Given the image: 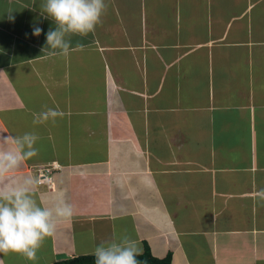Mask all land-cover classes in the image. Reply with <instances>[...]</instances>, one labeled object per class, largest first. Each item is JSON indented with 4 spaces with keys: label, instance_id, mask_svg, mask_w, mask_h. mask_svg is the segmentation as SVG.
I'll use <instances>...</instances> for the list:
<instances>
[{
    "label": "crops",
    "instance_id": "obj_1",
    "mask_svg": "<svg viewBox=\"0 0 264 264\" xmlns=\"http://www.w3.org/2000/svg\"><path fill=\"white\" fill-rule=\"evenodd\" d=\"M43 2L0 0V141L37 134L17 174L59 164L35 197L64 191L74 215L0 264L124 235L173 264H264V0H105L67 57L44 50ZM47 108L63 116L34 125Z\"/></svg>",
    "mask_w": 264,
    "mask_h": 264
},
{
    "label": "clouds",
    "instance_id": "obj_2",
    "mask_svg": "<svg viewBox=\"0 0 264 264\" xmlns=\"http://www.w3.org/2000/svg\"><path fill=\"white\" fill-rule=\"evenodd\" d=\"M42 14L56 24L46 33V47L51 55L67 57L72 35L94 33L106 11L105 0H44ZM13 10L8 19L14 21ZM43 29L33 26L32 34L39 37ZM82 47V46H79ZM33 124L39 125L62 117L58 109L47 108L33 113ZM39 136L26 132L22 136H6L0 141V254L10 252L28 260L37 258V251L46 237L54 234L57 224L74 215L73 206L65 199L64 191H57L50 203H38L35 197L40 181L31 175L17 174L25 161L37 154L35 144ZM264 199V192L260 194ZM138 242L128 235L119 240L101 242L93 251L95 264H139Z\"/></svg>",
    "mask_w": 264,
    "mask_h": 264
},
{
    "label": "trees",
    "instance_id": "obj_3",
    "mask_svg": "<svg viewBox=\"0 0 264 264\" xmlns=\"http://www.w3.org/2000/svg\"><path fill=\"white\" fill-rule=\"evenodd\" d=\"M139 264H173L172 254L160 258L152 254L149 246H146L145 251L137 256ZM54 264H95L94 255H82L74 258H68L55 262Z\"/></svg>",
    "mask_w": 264,
    "mask_h": 264
},
{
    "label": "built area",
    "instance_id": "obj_4",
    "mask_svg": "<svg viewBox=\"0 0 264 264\" xmlns=\"http://www.w3.org/2000/svg\"><path fill=\"white\" fill-rule=\"evenodd\" d=\"M60 168V165L56 162L51 166H44L37 168V175L40 181L39 185H49L51 186L54 182V171Z\"/></svg>",
    "mask_w": 264,
    "mask_h": 264
}]
</instances>
